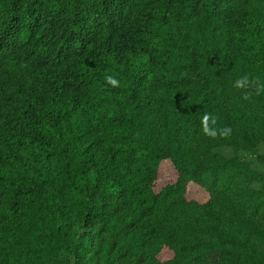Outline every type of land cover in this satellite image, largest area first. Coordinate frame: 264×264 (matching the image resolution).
Returning <instances> with one entry per match:
<instances>
[{
    "label": "trees",
    "instance_id": "trees-1",
    "mask_svg": "<svg viewBox=\"0 0 264 264\" xmlns=\"http://www.w3.org/2000/svg\"><path fill=\"white\" fill-rule=\"evenodd\" d=\"M245 74L264 0H0V264H264Z\"/></svg>",
    "mask_w": 264,
    "mask_h": 264
},
{
    "label": "clouds",
    "instance_id": "clouds-1",
    "mask_svg": "<svg viewBox=\"0 0 264 264\" xmlns=\"http://www.w3.org/2000/svg\"><path fill=\"white\" fill-rule=\"evenodd\" d=\"M106 82L113 87L119 86V81L113 76H107ZM233 87L241 91L244 100H250L253 95L258 96L264 93V82H261L258 78H250L248 74L238 77L233 82ZM200 124L204 135L212 139L228 138L232 133L230 126L221 127L219 117L210 112H205L201 116Z\"/></svg>",
    "mask_w": 264,
    "mask_h": 264
},
{
    "label": "rangeland",
    "instance_id": "rangeland-1",
    "mask_svg": "<svg viewBox=\"0 0 264 264\" xmlns=\"http://www.w3.org/2000/svg\"><path fill=\"white\" fill-rule=\"evenodd\" d=\"M260 151H263V149H260ZM220 152L223 153L224 155H231V152L229 150H220ZM163 168H162L163 172H161L162 174L161 180L164 183L165 181L171 179L172 175L167 171L168 169L167 166H163ZM259 169H262V168L259 167ZM188 199H196L199 202H204L206 201L207 196L204 192L200 191L199 189L190 188L189 193H188Z\"/></svg>",
    "mask_w": 264,
    "mask_h": 264
}]
</instances>
